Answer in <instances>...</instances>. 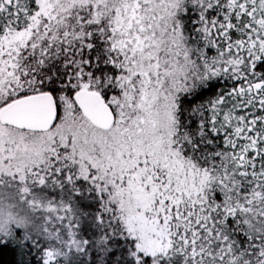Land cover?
<instances>
[{
	"label": "snow or ice",
	"instance_id": "6c2138e0",
	"mask_svg": "<svg viewBox=\"0 0 264 264\" xmlns=\"http://www.w3.org/2000/svg\"><path fill=\"white\" fill-rule=\"evenodd\" d=\"M4 249L264 264V0H0Z\"/></svg>",
	"mask_w": 264,
	"mask_h": 264
},
{
	"label": "trees",
	"instance_id": "16d2710c",
	"mask_svg": "<svg viewBox=\"0 0 264 264\" xmlns=\"http://www.w3.org/2000/svg\"><path fill=\"white\" fill-rule=\"evenodd\" d=\"M15 257L9 249L0 251V264H13Z\"/></svg>",
	"mask_w": 264,
	"mask_h": 264
}]
</instances>
